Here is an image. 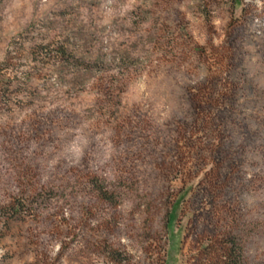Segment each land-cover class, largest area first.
Instances as JSON below:
<instances>
[{
    "label": "rangeland",
    "instance_id": "374dc122",
    "mask_svg": "<svg viewBox=\"0 0 264 264\" xmlns=\"http://www.w3.org/2000/svg\"><path fill=\"white\" fill-rule=\"evenodd\" d=\"M0 264H264V0H0Z\"/></svg>",
    "mask_w": 264,
    "mask_h": 264
}]
</instances>
